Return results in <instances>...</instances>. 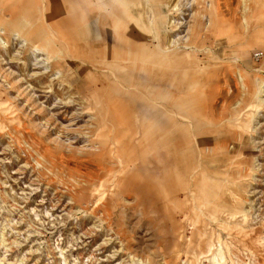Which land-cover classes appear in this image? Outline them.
I'll list each match as a JSON object with an SVG mask.
<instances>
[{
    "label": "rangeland",
    "instance_id": "rangeland-1",
    "mask_svg": "<svg viewBox=\"0 0 264 264\" xmlns=\"http://www.w3.org/2000/svg\"><path fill=\"white\" fill-rule=\"evenodd\" d=\"M17 2L0 0V264H264V0H119L125 39L81 21L64 56Z\"/></svg>",
    "mask_w": 264,
    "mask_h": 264
},
{
    "label": "crops",
    "instance_id": "crops-1",
    "mask_svg": "<svg viewBox=\"0 0 264 264\" xmlns=\"http://www.w3.org/2000/svg\"><path fill=\"white\" fill-rule=\"evenodd\" d=\"M47 1L48 0H39L37 2V0H29L28 6L24 4L23 6L20 5V7H18L19 3L17 2L13 4L9 11L14 14L15 18L24 19L27 21L35 18V16H37L38 14L39 18L42 21L41 25L38 24V29H46L47 33L51 38L50 43H54L55 45H57L58 52L62 54V56L65 55V46L67 44H80V42L75 36V28L81 21L86 20V22H90L95 19V21L98 22L99 25L109 26V28H111V30L113 31V40L110 42L111 44L115 43V41L119 43L121 37H124L125 39V37L127 36L126 31L122 32L119 30L120 28L127 27L126 22L128 20L122 19L119 16V0H111L113 6H110L108 0H58L56 6H61V2L62 5L65 7L59 10L62 11V14H64V18L60 21V17L58 15L62 14L56 12L55 14L53 13L51 15H48ZM147 1L151 2L153 0ZM218 4L219 3H217V5L214 6V8L212 9H215V11H217ZM130 15H133V19L135 20L136 16L132 13L128 14V16ZM212 16L213 14L211 15V17ZM211 17L207 26L215 27L216 21L212 22ZM150 19L152 21L151 23L154 24L155 19L152 15H150ZM218 24L221 25L222 23L220 22ZM130 28L136 34V37H138L137 33L139 32L137 31L136 27L130 26L129 29ZM197 28L201 29V24L198 25ZM186 35L188 36L189 34ZM185 41L186 37L184 38V42ZM217 41H219V39ZM93 43H96V41H94ZM109 48L110 44H108L107 46V49ZM112 51H114V49Z\"/></svg>",
    "mask_w": 264,
    "mask_h": 264
},
{
    "label": "bare ground",
    "instance_id": "bare-ground-1",
    "mask_svg": "<svg viewBox=\"0 0 264 264\" xmlns=\"http://www.w3.org/2000/svg\"><path fill=\"white\" fill-rule=\"evenodd\" d=\"M219 2V0H209V2H211V5H212V3L213 2ZM217 3H215V5H216ZM19 7V6H18ZM26 8V7H25ZM26 10V9H25ZM152 22V21H151ZM182 24H184V22L183 21H178L177 22V25H182ZM197 29L198 28H196V29H193L194 30V32H195V36L196 37H198L199 36V34L197 33ZM192 30V31H193ZM14 37H16V38H21V35L19 34V33H15V35H14ZM186 37V41L187 40H189L190 39V37H191V34L190 35H188V36H185ZM178 41L179 40H177V39H174L173 40V43L175 42L176 44H178ZM21 42L22 43H27V40H25L24 38L21 40ZM188 42V41H187ZM6 43H7V39L3 36V31H2V29L0 28V45L2 46V48L3 47H6ZM32 46H31V54H33L34 56H37V57H39V56H42L41 55V52L43 51V49H42V47H41V45L38 43V42H33V44H31ZM134 51V50H133ZM136 51V50H135ZM188 54V53H187ZM42 58V57H41ZM42 61V60H41ZM75 61H77V60H75Z\"/></svg>",
    "mask_w": 264,
    "mask_h": 264
},
{
    "label": "built area",
    "instance_id": "built-area-1",
    "mask_svg": "<svg viewBox=\"0 0 264 264\" xmlns=\"http://www.w3.org/2000/svg\"><path fill=\"white\" fill-rule=\"evenodd\" d=\"M263 55H264V53L262 51H257L254 53V57L256 59H260Z\"/></svg>",
    "mask_w": 264,
    "mask_h": 264
}]
</instances>
